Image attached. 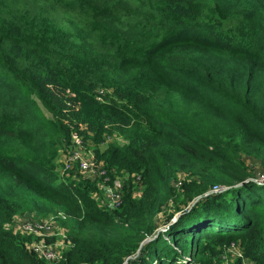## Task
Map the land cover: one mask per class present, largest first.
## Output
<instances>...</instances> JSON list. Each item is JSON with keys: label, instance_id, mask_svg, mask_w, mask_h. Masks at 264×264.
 <instances>
[{"label": "trees", "instance_id": "16d2710c", "mask_svg": "<svg viewBox=\"0 0 264 264\" xmlns=\"http://www.w3.org/2000/svg\"><path fill=\"white\" fill-rule=\"evenodd\" d=\"M74 131L110 142L96 158L139 173L140 195L129 179L111 210L64 178ZM244 157L264 172V0H0V264H52L10 226L24 213L64 220L57 264H215L231 244L264 264Z\"/></svg>", "mask_w": 264, "mask_h": 264}, {"label": "built area", "instance_id": "2783aa9c", "mask_svg": "<svg viewBox=\"0 0 264 264\" xmlns=\"http://www.w3.org/2000/svg\"><path fill=\"white\" fill-rule=\"evenodd\" d=\"M82 136L83 135L79 132L74 131L72 132L71 141L64 142L63 150H65V152L62 160L60 158L61 175L64 178L68 176L75 180L78 178L76 175L81 174L86 178L96 181L99 188L96 195L99 198L100 205L111 210L117 209L123 204V191L125 184L129 179L133 181L135 186L132 191L133 195L139 196L142 191L141 175L136 173L130 176L125 170H114L113 175H110L105 164L102 161H98L95 153L89 152V150L86 152V147H84V136ZM108 140L115 141L114 138H109ZM118 140L121 143L124 142L121 138ZM73 146H76V148L79 149L74 150ZM28 217L29 218L24 219L21 223H18L17 219L14 218V221L10 226L15 232L26 234L31 237L26 243L29 251L43 257L49 263H59L64 259V252L70 243L65 231L63 236L62 234H59L61 238H58L55 242H48L49 238L57 235L54 234L52 230L54 229L55 224L53 218L46 217L41 219L39 217ZM221 259H223V264H234V259H240L241 264H251L245 257H243L239 248L235 244H231L225 249Z\"/></svg>", "mask_w": 264, "mask_h": 264}, {"label": "rangeland", "instance_id": "374dc122", "mask_svg": "<svg viewBox=\"0 0 264 264\" xmlns=\"http://www.w3.org/2000/svg\"><path fill=\"white\" fill-rule=\"evenodd\" d=\"M50 32V35H52V31H48ZM53 35L54 37L56 36L57 38H59L61 44L64 46V48L66 49V52H67V55H71L73 52H74V49H73V44L71 43L70 41V38L68 36V34H65L63 32H53ZM75 35L78 36L81 40L84 41L85 39V35L83 33H81L80 31L76 30L75 31ZM103 92V94H102ZM95 95L97 96V98L99 97L100 100H107V101H110V97L112 95V89L111 88H108V87H100L98 88L96 91H95ZM83 137V136H82ZM84 139V143H85V146L86 147V152L89 150V152H92V153H95L96 149L100 150V151H103L107 148V146L110 144V142L108 141H105V140H102L98 145L97 143H95L92 139H88V138H83ZM73 149H79V148H76V146H73ZM65 150L61 149L60 151V154H59V169H58V172L60 171L61 173V170H60V166H61V162H60V158L62 160L63 158V154H64ZM244 163H246L248 165V167L250 168L251 172H252V178H255L259 183L261 182H264V172L261 171V168L259 166V164L257 163L256 160H254L253 158L251 157H244L243 160H242ZM58 164V163H57ZM76 173V171H75ZM74 173V174H75ZM79 179V180H86V181H90L91 183H95L97 184L96 181H93L89 178H86L84 177L83 175H76ZM36 213V212H35ZM39 218H46V217H42L41 215H39L38 213H36ZM165 215H166V210L163 208L162 211L156 216V219H155V222H156V225H157V228L159 231H164L166 229L164 228H167L168 224L166 223V218H165ZM50 216H55L54 214L50 215ZM50 216H47V217H50ZM17 219V222L21 223L24 221V219H27L29 218L28 217V214L27 213H24V214H19L15 217ZM50 218H53V220L55 221V224H54V229L53 232L54 234H57L56 236L54 237H51L49 238L48 242H55L58 238H61L59 234H64V220L60 219L59 216H56V217H50ZM215 264H223L221 263L220 261L215 263Z\"/></svg>", "mask_w": 264, "mask_h": 264}, {"label": "water", "instance_id": "95a60500", "mask_svg": "<svg viewBox=\"0 0 264 264\" xmlns=\"http://www.w3.org/2000/svg\"><path fill=\"white\" fill-rule=\"evenodd\" d=\"M146 241V240H145ZM145 241H143V242H145Z\"/></svg>", "mask_w": 264, "mask_h": 264}]
</instances>
